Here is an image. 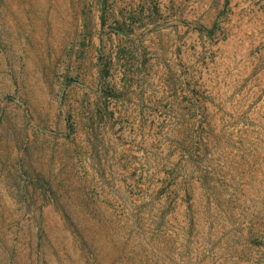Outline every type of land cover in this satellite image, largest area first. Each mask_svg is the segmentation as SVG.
<instances>
[{
    "label": "rangeland",
    "instance_id": "obj_1",
    "mask_svg": "<svg viewBox=\"0 0 264 264\" xmlns=\"http://www.w3.org/2000/svg\"><path fill=\"white\" fill-rule=\"evenodd\" d=\"M0 264H264V0H0Z\"/></svg>",
    "mask_w": 264,
    "mask_h": 264
}]
</instances>
